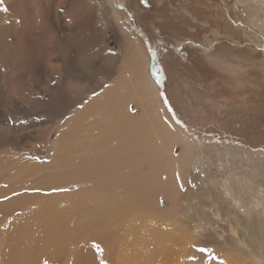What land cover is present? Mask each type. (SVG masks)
<instances>
[{
  "label": "bare ground",
  "instance_id": "6f19581e",
  "mask_svg": "<svg viewBox=\"0 0 264 264\" xmlns=\"http://www.w3.org/2000/svg\"><path fill=\"white\" fill-rule=\"evenodd\" d=\"M3 6L0 264H264L253 226L246 248L196 247L213 191L111 0Z\"/></svg>",
  "mask_w": 264,
  "mask_h": 264
},
{
  "label": "rangeland",
  "instance_id": "374dc122",
  "mask_svg": "<svg viewBox=\"0 0 264 264\" xmlns=\"http://www.w3.org/2000/svg\"><path fill=\"white\" fill-rule=\"evenodd\" d=\"M111 2L148 52L165 111L196 147L192 172L213 191L203 210L217 213L221 238H207L213 226L195 215L196 247L246 248L252 226L264 236V0Z\"/></svg>",
  "mask_w": 264,
  "mask_h": 264
},
{
  "label": "snow or ice",
  "instance_id": "6c2138e0",
  "mask_svg": "<svg viewBox=\"0 0 264 264\" xmlns=\"http://www.w3.org/2000/svg\"><path fill=\"white\" fill-rule=\"evenodd\" d=\"M0 11H7V8L3 6V0H0ZM161 95H164L163 93H161ZM167 100H165V104H167ZM169 111H171V108L169 107ZM177 123H179V121H177ZM97 248H99V246L97 245ZM101 264H104L103 261H101Z\"/></svg>",
  "mask_w": 264,
  "mask_h": 264
},
{
  "label": "flooded vegetation",
  "instance_id": "af4514ba",
  "mask_svg": "<svg viewBox=\"0 0 264 264\" xmlns=\"http://www.w3.org/2000/svg\"><path fill=\"white\" fill-rule=\"evenodd\" d=\"M158 78H160V75H156V76H155V79H158Z\"/></svg>",
  "mask_w": 264,
  "mask_h": 264
}]
</instances>
